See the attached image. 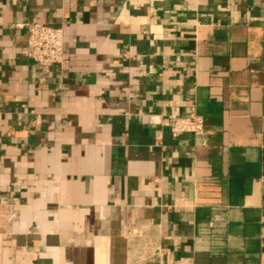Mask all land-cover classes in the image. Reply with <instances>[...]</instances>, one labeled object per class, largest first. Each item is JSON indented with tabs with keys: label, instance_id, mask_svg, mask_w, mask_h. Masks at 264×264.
<instances>
[{
	"label": "crops",
	"instance_id": "obj_1",
	"mask_svg": "<svg viewBox=\"0 0 264 264\" xmlns=\"http://www.w3.org/2000/svg\"><path fill=\"white\" fill-rule=\"evenodd\" d=\"M0 264H264V0H0Z\"/></svg>",
	"mask_w": 264,
	"mask_h": 264
},
{
	"label": "built area",
	"instance_id": "obj_2",
	"mask_svg": "<svg viewBox=\"0 0 264 264\" xmlns=\"http://www.w3.org/2000/svg\"><path fill=\"white\" fill-rule=\"evenodd\" d=\"M24 28L26 30V45L22 49V54L26 58L32 60L42 71L64 63L63 30L61 28L44 23H27ZM149 123L165 126L173 138L182 134L197 136L203 133V121L193 112L162 122L150 117Z\"/></svg>",
	"mask_w": 264,
	"mask_h": 264
}]
</instances>
